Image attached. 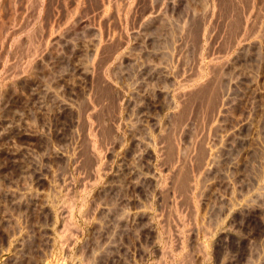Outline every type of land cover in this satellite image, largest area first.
Instances as JSON below:
<instances>
[{
	"label": "rangeland",
	"instance_id": "374dc122",
	"mask_svg": "<svg viewBox=\"0 0 264 264\" xmlns=\"http://www.w3.org/2000/svg\"><path fill=\"white\" fill-rule=\"evenodd\" d=\"M0 17V264H264V0Z\"/></svg>",
	"mask_w": 264,
	"mask_h": 264
},
{
	"label": "bare ground",
	"instance_id": "6f19581e",
	"mask_svg": "<svg viewBox=\"0 0 264 264\" xmlns=\"http://www.w3.org/2000/svg\"><path fill=\"white\" fill-rule=\"evenodd\" d=\"M1 18V17H0ZM50 47V46H49ZM42 87H39L36 91V93L34 92V99L37 101V103L39 104V107H47L48 105V102H50L49 100H51L53 97H52V93L51 91L49 90L48 86H43V85H40ZM201 86V85H200ZM199 86V87H200ZM197 97V96H196ZM33 98V97H32ZM33 99V100H34ZM55 101V100H54ZM31 104V103H30ZM30 104L26 105L25 108H29L30 107ZM50 104V103H49ZM51 106V105H50ZM53 106V105H52ZM50 109V108H48ZM96 138V137H95ZM92 149L94 150L95 149V145L93 144L92 146ZM92 151V150H91ZM172 157V156H171ZM185 162V161H184ZM140 170V169H139ZM138 169H134L133 168V172L135 173H138L139 172ZM199 172V171H198ZM140 173V172H139Z\"/></svg>",
	"mask_w": 264,
	"mask_h": 264
}]
</instances>
